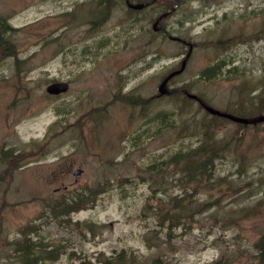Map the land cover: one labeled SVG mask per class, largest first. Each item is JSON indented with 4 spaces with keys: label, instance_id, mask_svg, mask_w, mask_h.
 I'll use <instances>...</instances> for the list:
<instances>
[{
    "label": "rangeland",
    "instance_id": "obj_1",
    "mask_svg": "<svg viewBox=\"0 0 264 264\" xmlns=\"http://www.w3.org/2000/svg\"><path fill=\"white\" fill-rule=\"evenodd\" d=\"M73 1L39 0L38 5H34L30 0H0V15L5 16L15 28L17 37L12 38L17 55L23 59L18 65L13 57L0 59V74L5 77V82H0V146L16 143L35 145L47 155L41 160L29 156L14 157L7 153L0 157V169L3 165L7 169L0 171V176L5 178L0 180V198L6 196L12 201L7 208L0 206V264H21L13 257L14 250H10L4 240L16 237V233L42 210L44 214L39 217L41 228L38 235L40 238L47 237L52 243H63L66 251L61 253L59 264H104V258L116 255L120 249L127 251L125 261L128 264L133 263L131 255L138 253L144 262L150 264H212V260L223 251L229 256L230 264H249V258L255 252L254 243L264 230V124L242 127L227 120L216 129V135L225 138L241 128V138L230 147V159L219 160L214 165L215 173L224 176L223 184L229 185L221 193L226 205L217 213L211 209L193 214L191 229L172 237V232L158 223L154 211L157 204L162 206L160 201H167L166 207L169 208V192L164 199L152 198L149 181L136 178L135 181L124 182L134 185L121 196L117 188L120 184L115 181L107 184V179L137 177L139 164L145 165L147 159L157 152H170L180 143L174 140L186 137L185 132L190 130L193 117L181 116L175 128L154 137L147 135L132 147L128 142L138 134L145 121L136 122L133 106L119 103L118 107L113 106L110 110H98L104 117H93L92 120L87 118L92 117L87 111L76 110L72 106H67L60 114L55 107L57 103L86 100V94L68 90L55 96L46 93L44 87L52 80H72L76 90L87 86L94 89L93 95L103 104L113 99L114 94L104 87L105 79L118 88L117 74L123 70L127 73L130 86L140 83L138 87L143 93L152 88L156 90L158 76L155 71L168 63L176 66L178 61L173 56L181 50L182 55L185 48L174 39L160 38L162 42L154 39L144 46L147 35L143 34L142 29L138 30L135 21L129 22L116 13L111 18L125 24L121 29L106 23L101 31H96L92 36L86 35V24H70L65 15L57 13L66 12ZM202 1L208 4V10L196 12L194 22L178 20L192 11L181 12L186 8H180L167 18L166 23L173 26L171 33L186 38L208 39L213 33L203 31V28L227 11L231 16L219 22L218 29L213 32H228L232 37L231 45L238 44L223 52L216 51L214 44H203L195 50L184 72L170 84L201 76L200 72L205 66L222 58L225 60L223 74L214 78L215 84L198 80L189 87L190 90L216 109L241 116L255 115L258 108L254 104L230 103V100L235 101L241 89L247 92L255 89L256 79L264 75L263 46L243 35L255 33L264 38L261 17L252 15L253 12L247 9L254 7L264 10V0ZM46 11L51 14V19L42 15ZM140 13L151 14L152 11L145 7ZM56 24L65 25L69 37L64 43L67 54L76 57L83 55L82 46L89 40L92 42L89 46L91 50L104 56V61L92 62L88 66L95 74H68L67 66L54 49L49 36V33H55L53 27ZM147 47L153 51L155 48L161 55L157 60L153 59L152 64L150 61L148 64L144 62L141 68V61L133 63L134 52L137 50L139 55ZM243 53L253 56L250 62L243 60ZM29 58L34 60L30 65L27 62ZM254 58L261 59L262 63L254 61ZM225 63L230 67L237 65L238 69L250 73L227 77L228 67ZM15 67H20L26 74L24 81L11 74ZM148 73H152V77H148ZM247 81L254 83L245 87ZM21 91L28 95L24 111L18 108V102L25 101ZM176 103L180 104L178 100ZM191 103L192 109H195L197 103ZM173 104L168 101L162 103L166 107ZM202 113H205L204 109L198 111V115ZM53 126L60 132L51 134ZM121 148L131 155L124 156ZM12 160L17 161L19 167L9 171L8 165ZM11 173H14L13 179ZM151 179L154 185L160 184L158 176L152 175ZM100 185H106V188L95 203L72 213L71 221L66 222L62 214L51 211V199L71 198L75 196L74 189L83 192ZM209 193L217 192L216 189H199L194 195L202 199ZM225 215H230L233 220L228 225L221 222ZM76 220L94 221L99 225L94 228V233L86 229H83V233L77 228ZM70 248H75L81 258L71 261L68 254ZM154 259L155 263L152 262Z\"/></svg>",
    "mask_w": 264,
    "mask_h": 264
},
{
    "label": "bare ground",
    "instance_id": "obj_2",
    "mask_svg": "<svg viewBox=\"0 0 264 264\" xmlns=\"http://www.w3.org/2000/svg\"><path fill=\"white\" fill-rule=\"evenodd\" d=\"M30 1H32V3L34 5H38L39 0H30ZM70 4L73 5V8L71 11L68 8V10L66 12L59 11L57 13H60L61 15H65L66 18L68 19V21L70 22V24L75 23V22H77L79 24H86L88 26L86 29V35L92 36L96 31H98V30L101 31L106 26V23H108L109 25H111L112 27H114L116 29H121L123 26H125V24H123L122 21H120V20L111 18V16L114 13H116V14H119L124 19L127 18L126 20H128L129 22L135 21L136 25L138 26V30H139V28L142 29L143 34L145 36L147 35V39L144 42V46H146V44L148 45V43L152 42L154 39H155V41L157 40L159 42H162L159 40V38H160L161 40L174 39V40L178 41L185 48L184 53L182 55H181V53H182V50H181L179 53H177L173 56L175 58V60L178 61L177 62L178 64L176 66L172 67L170 70H168L164 74H161V70L167 68L169 65H172V63H168V64L162 66L160 69L155 71V74L158 76V82H157L156 90H153V88H152V89L147 90V92L143 93L142 90L138 87L140 83H137L135 85L130 86L128 83L127 73L124 72L122 69H121L122 71H118V74H117V76H118V80H117L118 88L115 86V84L110 82L108 79H105L104 87L106 88V90H108V92H113L114 94H113V99L105 101L103 104L99 101V99H97V97H95L93 95L95 93L94 89L87 86V87H82L79 90H76L73 88L74 87V85H73L74 81H72V80H52V81L48 82L47 85L44 87V90L46 93H48L50 95H55V96L60 95V94H62V92H65L68 90L79 91V92L85 93L87 96L86 100H72V102L70 104L64 103V102H59L55 105V107L57 109V112L60 114H63V111L67 106H72L76 110L87 111L88 114L90 116H92V117H87L90 120H92L93 117H95V119L97 117L103 118L104 114L98 112V110H104V111H106V109L110 110V108H112L113 106L118 107L119 103L120 104L121 103H124V104L134 103V104L139 105L147 113V116H146V118H144V117L137 116L136 113L133 115L136 117V122H138L142 119H144L145 121H143V123H142L143 127L139 130L137 136L131 137V140L128 142V144L130 146L138 145L140 143V141L147 135L154 137V135H155L154 131L156 129H159L161 126L164 129H169L172 127L171 124L169 123L168 114L165 111L159 109V107L155 103L147 100L144 96H149V95L153 96V94L155 92L159 93L158 85L160 84V82L168 74H170L171 72L180 68V66L182 64V60L184 58L186 59V61H185L183 69H181L179 72L173 73L166 81V87L168 90H174V89H177V90H174L170 93H159V94L171 95L172 93L182 92L186 96H188L187 93H190V94L198 96L206 105H208L201 98L200 95L191 91L190 88L192 87L193 83L194 82L196 83L198 80H204V81H208L210 83L215 84L214 78L219 77L220 75L223 74V68L222 67H223V63L225 60H222V58H219V59L213 61V63H210L207 66H205V68L200 72V73H202L201 76H196V77H193V78L188 79V80H181L180 82H175L172 85L170 83L174 81L175 77L179 76L182 72H184L183 70H185L189 59H191L195 50L200 48L203 45V43H202L203 41L206 42L204 44H207V43L214 44L216 46L215 50L220 51V52H223L227 48L233 47V46L238 44V43H235V44L231 45L232 37L228 32H225L222 34H220L218 32L215 34V32H213V31L217 30L215 28V25H214L217 18L213 21V23H211V24H209L203 28V31H208V32L212 31V33H213L212 36L208 39L205 38V39L201 40V39H194V38H190V37L186 38V37H181V36H178V35L171 33V32H173V29H172L173 26L170 23H166L168 21L167 18L169 16L175 14L176 12H178L180 8H186L185 10H183L181 12H186V10H192V11H189L188 16H183L182 18H180L178 20L180 22L185 21L186 23L194 22L196 12L197 13H203L206 10H208V4H206L202 0H181L180 2L178 0H126L127 5L124 4L121 0H74ZM69 5H68V7H69ZM136 5H139V6H136ZM145 7L148 10L153 12V17H151L150 14L140 13V11L142 9H144ZM247 9H250L253 12L252 15L257 14L258 16H260L262 22L264 23V13H262V11H264L263 9L257 10L254 7H248ZM223 13H225V15H226V17H224V20H226L227 18H229L231 16L230 12L224 11ZM42 15L48 19L52 18L51 14L48 13L47 11L42 13ZM141 19H142V21H141ZM64 26H62L60 24L54 25L53 29L55 30V33H49V36L53 41L54 49L56 50L59 57L62 59V61L67 66L68 74H78L80 72H85V73L91 74V75L95 74L94 70L88 68V66L92 62L104 61V59H105L104 56L99 52L91 50V48L89 46L91 45L92 42L89 40H87L84 43L85 45L82 46L83 55L76 57V56H72V55L67 54L64 51V43H65V41H67L69 39V37L67 35V32H66ZM0 27L2 29V32L0 33V59L13 57L15 59L14 62L18 65L21 61H23V59L17 55L16 44L12 38V37H17L15 35V28L7 21L6 17L2 16V15H0ZM243 35L247 39H250V40L255 41V42H259L264 48V38L263 39L260 38L259 35L255 34V33H243ZM212 39H214L215 41L213 42ZM157 51L158 50H156L155 48L153 51L152 49H149L147 47L145 50H143V52H141L138 55L137 50H135L133 63L141 61V63H142L140 66L141 68L144 67V62L147 63L148 60L151 61V64H152V60L155 59V54ZM158 54L160 57L161 52L158 51ZM180 55H181V57L179 58ZM252 57L253 56H251L247 53L242 54V58L246 62H250ZM157 59H155V60H157ZM33 61L34 60L32 58H29L27 60L29 65ZM254 61H257L258 63H262V60L259 58H254ZM225 65H227V67H228V68H226V71H227L226 76L227 77H232L235 75H246V74L250 73V72L238 69L237 65L231 66V67L228 63H225ZM132 69H134V68H132ZM147 69H149V67ZM129 71H130V69L127 70V72H129ZM11 74L13 76L17 77L20 81L25 80L26 74H24V72L21 70L20 67L12 68ZM147 76L152 77V73H148ZM0 82L1 83L5 82V77L3 74H0ZM53 82H64V83L57 85V86H48L50 83H53ZM252 83H254V82H248L247 81L244 84V86L247 87V86L251 85ZM255 84L257 85V87L255 88V89H257L256 91H254L255 89H253V88H251L250 91H248V92L245 91L244 89H241L238 91L237 96L234 99L235 101L230 100V103H237L236 100L239 98L244 99L245 102L256 100V98L254 97V94L252 92L257 93L262 88H264V75L260 79H256ZM28 85H33V84H28ZM89 85H91V84H89ZM63 89H65V90H63ZM10 90L11 89H9V91ZM26 90L28 91L29 88H27ZM21 94L24 96L25 101L23 103L18 102V108H20L21 110H23V109L25 110L27 108L25 102H26V98H28V95H27V92H23V91H21ZM189 98H191L192 101H195L197 103V107L201 106V108L199 110L197 109V107L195 109H192V107H190L193 111L197 112V116H204V114L215 115V116L221 118L222 122L230 120V121L236 122V124L241 125L242 127L243 126H249L250 124H252V126H254V127H256L260 124H264V120L256 121V122H252V123H243L240 121L230 119L229 117H226V116L211 113L204 106H202V104L199 102L198 99L192 98V97H189ZM263 99H264V96L260 99V101H262ZM161 101L162 102L168 101V99H162ZM13 103L16 104V102H13ZM261 104H262V107H261V109L258 110L257 115L258 114H264V101ZM191 106H193L192 103H191ZM208 106H210V105H208ZM210 107H212V106H210ZM212 108H214V107H212ZM201 109H204L205 113H202V115H198V111H200ZM214 109H216V108H214ZM216 110H219V109H216ZM220 111H223V112H226V113L238 116V117H251V116L237 115L235 113L228 112L225 110H220ZM150 117H151V119H150ZM191 117H193V119L195 120L194 115H191ZM193 124H194V121L191 124V126ZM85 125H87V123H85ZM196 128L199 129L197 121H196ZM55 132H60V130L57 131V128H54V126H53L50 133L53 134ZM164 132L165 131H163L159 134H162ZM128 133L129 132L127 131V134ZM159 134H157V135H159ZM230 135L235 137V135H238V133L232 132V134H229L227 137H229ZM217 137L219 138L218 140H222L221 138H224V137H219V136H217ZM227 137H225V138H227ZM192 140L195 141L194 136H193ZM233 142H238V141H237V139H234L231 142L230 147H231ZM230 147H229L228 151L226 152V154H227L226 158L227 159H230V157L228 156V153H230ZM0 150H1L0 157L4 153H7V154L14 156V157L29 156V157H33V158H36L39 160L47 157V155L45 153L41 152L35 145H27V144H23V143H16V144H12L9 146H0ZM121 152L123 153L124 156L131 155V153L125 151L122 148H121ZM165 156H166V152H157L155 154H152L147 159L145 165H141V164L138 165V170H139L138 173L140 174L141 180L149 181V183L152 187L164 189L163 193H157L155 195H152V188H151V194L150 195L152 196V198H155L157 200L166 198V194L168 192H169L168 198L170 199L171 183H172L173 187H176V185H177L176 181L169 179V177H167L166 175H163V177H162L160 174H152V175L158 176L160 179V184L154 185L153 184L154 180L151 179L152 175H148V173L146 171L147 166L158 167L160 164H162L164 159H165ZM209 158L210 159L208 160V162L203 166V172L206 175L211 172L212 166L215 165L219 160L217 158V156L215 155V152H213L209 156ZM223 159H225V158H223ZM133 160H134V158L132 159V161ZM243 162H244V160H243ZM17 165H18L17 161H14V160L10 161L9 165H8L9 171L17 169V167H19ZM213 168H214V166H213ZM0 171H7V169L3 165L2 168L0 169ZM199 171L200 170L198 167H192L191 168V172L193 174H196ZM13 174L14 173H11L12 179L14 177ZM122 177H129V176H118L114 179L108 178L107 184L111 185L114 183V181L117 182V179H120ZM131 177H135V176H131ZM213 177L219 178V177H224V176L220 175L219 173H216V175L213 174ZM142 178H145V179H142ZM163 179H166L167 181L164 182ZM0 180H5V178L3 176H0ZM226 184L228 185V183H226ZM133 185L134 184H127V183L120 184L117 187L119 194L121 196H124L133 187ZM100 186L106 187V185H100ZM100 186H98V187H100ZM98 187H96V188H98ZM102 191H99L97 193V196L94 198V200L91 201V200H85L81 196V194H85L86 191L81 192L80 189H74L73 194L75 196H73L71 198L65 199L63 197L60 199H56V198L51 199V202H52L51 211L53 210L55 214H57V213L62 214L64 216V220L66 222H69V221H71L70 218H71L72 213L83 210L84 208H88L89 205H93L95 203L98 195ZM195 197H196V195H193L189 198V200H192ZM45 199H49V198H45ZM43 200L44 199H42V204H43ZM160 202L162 203V206H159L157 204V206L155 207V210H154L156 217H157V220H158V214H157V208L158 207H161L162 209H166V210H170V208H171V206H169V208L166 207V205L168 204L167 201H165V202L160 201ZM11 203H12L11 199H9L6 196H3L0 198V206L3 208L9 207L11 205ZM169 203H170V200H169ZM80 204H83V207H80L76 210L70 209L74 205H80ZM197 213H199V212H193L191 214V216L189 217L190 218V226L192 225V220L194 219L193 214H197ZM43 214H44V210H42L41 213L38 212L34 216V218L31 219V221L27 222V224L23 228H21L20 231H18L16 233V237L6 238L4 240V243L7 244V247L10 250H14L13 257L16 258L19 262H21V264H29L33 260H36L33 264H59L61 253L66 251V249L63 247L64 246L63 243H61V242L52 243L50 240H48L47 237L40 238V236L38 235V232L41 228V222H40L39 217L43 216ZM75 222H76L77 228L83 233H85L83 231V229H86L89 232L94 233V228L99 225V224L95 223L94 221H87V220H84V221L76 220ZM167 223H168L167 220H165L163 222V225L167 226ZM189 230H190V227L186 231H183L182 229H178L176 234H172V237L177 235V234L187 233ZM263 231L261 232L258 240L260 239ZM34 233H37V234H34ZM30 234H32V236H30ZM20 235H22L21 239H20ZM83 237L86 238L87 236L84 234ZM256 242L254 243L255 252L253 253V256H251L249 258L248 263L249 264H264V246L261 244H258ZM69 243H70V245H74L71 242H69ZM119 251H124L125 254L128 255V253L125 249H120V250H118V252ZM68 254H69L71 261H73L74 258H77V259L81 258V254H79L77 252V250H75V248H70L68 250ZM141 257H142V255L140 253H138L137 255L132 254L131 258L133 260V263H130V264H150V263L144 262V260L141 259ZM102 262L104 264H128V263H126L125 258H122V259H116L115 258L114 259L111 256L107 259L104 258ZM152 262L155 263L156 259H154ZM228 262L230 264V260ZM93 264H98V263H93Z\"/></svg>",
    "mask_w": 264,
    "mask_h": 264
},
{
    "label": "trees",
    "instance_id": "obj_3",
    "mask_svg": "<svg viewBox=\"0 0 264 264\" xmlns=\"http://www.w3.org/2000/svg\"><path fill=\"white\" fill-rule=\"evenodd\" d=\"M226 17L225 13L216 19L215 21V28L218 29L217 23L222 22ZM214 28V27H213ZM2 29L0 27V33ZM214 42L215 40L212 39ZM203 44L206 43L205 41L202 42ZM159 57L158 51L155 54V59ZM172 68V65H169L167 68L161 70V74H164L168 70ZM255 88L257 87L254 84ZM259 96V102H258ZM264 96V88L254 94L256 100L249 101V103L254 104L258 110L262 107V101L260 99ZM147 100L155 103L159 109L165 111L169 117V123L171 124V128H175L179 117L187 116V115H194L195 120L194 124L189 128L187 132H185L186 137L182 139H176L173 142H180L178 143L170 152L166 153L165 159L162 164L158 167H150L147 166L146 171L148 175L152 174H160L162 177L166 175L169 179L176 181V187H173L171 183L170 188V210L162 209L161 207L157 208L158 214V222L159 224L163 225V222L167 220V230L168 232H172V234H176L178 229H182L186 231L187 229H191L192 225L190 226V216L193 212H204L207 210L215 209L216 213L221 211L225 204V200L223 199L221 193L224 191V188L228 187L227 184H223L222 179L224 177H217L214 178L213 174L216 175L215 169L211 168V172L209 174H204L203 166L208 162L210 159L209 156L215 152V155L219 160L227 157L226 152L228 151L231 142L234 139L241 138V129L238 128L235 132L238 135L233 137L230 135L227 138H221L222 140H218L219 138L216 135V129L222 123V119L215 116V115H208L204 114V116H197V112L193 111L191 107L192 99L186 96L182 92L172 93L171 95H162L155 92L152 95L144 96ZM162 99H168V102L174 103L168 107L162 105ZM179 101L180 104L176 103ZM239 104H244L245 100L239 98L236 100ZM135 108V112L137 116L146 118L147 113L137 104L131 103L129 104ZM201 106H198L197 109L199 110ZM151 119V117H150ZM196 121L198 122V128H196ZM187 127V126H183ZM167 129L162 128L156 129L154 131L155 135L165 131ZM178 135H181L180 133ZM197 135V136H196ZM137 136V135H136ZM194 136V140L193 139ZM135 137V136H134ZM197 140V141H196ZM187 141V142H185ZM137 146V145H135ZM132 146V147H135ZM164 152V151H160ZM218 160V161H219ZM192 167H198L199 172L193 174L191 172ZM140 179V174H137V177H122L117 179L119 184L124 183L125 181H135ZM145 179V178H142ZM163 181H167L163 179ZM105 186H100L95 189H89L86 191L85 194H81V196L85 200L93 201L94 198L97 196L99 191L105 190ZM198 189L202 190H210L216 189L217 193H209L202 199L195 197L192 200H189L191 196L194 195L195 192H198ZM164 189L162 188H155L152 187V195L157 193H163ZM83 207V204L74 205L70 209H78ZM233 220L230 218V215H225L222 217L221 222L223 225H228ZM264 246V231L260 237V239L256 242ZM112 258L122 259L127 257L124 251H119L116 255L111 256ZM230 258L226 254L225 251L221 252L220 256L214 260H212V264H229Z\"/></svg>",
    "mask_w": 264,
    "mask_h": 264
},
{
    "label": "water",
    "instance_id": "obj_4",
    "mask_svg": "<svg viewBox=\"0 0 264 264\" xmlns=\"http://www.w3.org/2000/svg\"><path fill=\"white\" fill-rule=\"evenodd\" d=\"M136 6H139V5H136ZM156 28V27H155ZM185 61L186 59L184 58L182 60V64L180 66V68H178L177 70L171 72L170 74H168L161 82L160 84L158 85V90H159V93H170L174 90H177V89H174V90H168L167 87H166V81L167 79L175 72H179L181 69H183L184 67V64H185ZM64 82H53V83H50L48 86H57V85H60ZM66 89V88H65ZM63 89V90H65ZM187 95L189 97H192V98H196L199 100V102L202 104V106H204L209 112L211 113H214V114H217V115H222V116H226V117H229L230 119H233V120H236V121H240V122H243V123H252V122H256V121H261V120H264V114H258V115H255V116H251V117H238V116H235V115H232V114H229V113H226V112H223V111H220V110H216L208 105H206L198 96L196 95H193V94H190V93H187Z\"/></svg>",
    "mask_w": 264,
    "mask_h": 264
},
{
    "label": "flooded vegetation",
    "instance_id": "obj_5",
    "mask_svg": "<svg viewBox=\"0 0 264 264\" xmlns=\"http://www.w3.org/2000/svg\"><path fill=\"white\" fill-rule=\"evenodd\" d=\"M124 4H126V0H121ZM179 2L181 1V0H178ZM127 5V4H126ZM72 8H73V5L72 4H70L69 5V10L71 11L72 10ZM151 15V17H153V12L150 14ZM141 21H142V19H141ZM151 62V61H150ZM147 63H149V60L147 61Z\"/></svg>",
    "mask_w": 264,
    "mask_h": 264
}]
</instances>
